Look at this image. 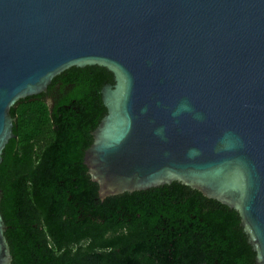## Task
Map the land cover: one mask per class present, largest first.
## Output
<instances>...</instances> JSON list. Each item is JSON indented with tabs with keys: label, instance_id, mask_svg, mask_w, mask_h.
Here are the masks:
<instances>
[{
	"label": "water",
	"instance_id": "obj_1",
	"mask_svg": "<svg viewBox=\"0 0 264 264\" xmlns=\"http://www.w3.org/2000/svg\"><path fill=\"white\" fill-rule=\"evenodd\" d=\"M87 66L113 77L83 152L97 199L179 183L237 212L264 264V0H0V163L11 107Z\"/></svg>",
	"mask_w": 264,
	"mask_h": 264
},
{
	"label": "trees",
	"instance_id": "obj_2",
	"mask_svg": "<svg viewBox=\"0 0 264 264\" xmlns=\"http://www.w3.org/2000/svg\"><path fill=\"white\" fill-rule=\"evenodd\" d=\"M105 84V68L71 67L11 107L0 215L12 264H255L237 212L179 183L97 199L82 162Z\"/></svg>",
	"mask_w": 264,
	"mask_h": 264
},
{
	"label": "rangeland",
	"instance_id": "obj_3",
	"mask_svg": "<svg viewBox=\"0 0 264 264\" xmlns=\"http://www.w3.org/2000/svg\"><path fill=\"white\" fill-rule=\"evenodd\" d=\"M47 103H49V100H46Z\"/></svg>",
	"mask_w": 264,
	"mask_h": 264
}]
</instances>
